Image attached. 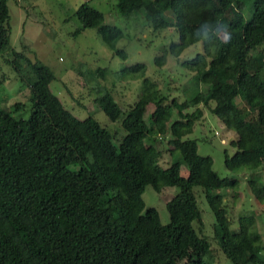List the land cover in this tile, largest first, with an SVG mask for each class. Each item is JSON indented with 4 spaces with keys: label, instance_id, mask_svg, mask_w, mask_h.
<instances>
[{
    "label": "trees",
    "instance_id": "16d2710c",
    "mask_svg": "<svg viewBox=\"0 0 264 264\" xmlns=\"http://www.w3.org/2000/svg\"><path fill=\"white\" fill-rule=\"evenodd\" d=\"M7 2L0 0V54L11 50L13 59L6 61L28 73L31 106L27 118L13 116L22 103L0 106V264H216L194 187L204 193L213 236L226 258L264 264L253 217L239 219L238 231L230 228L221 190L237 186L238 178L219 176L211 156L199 154L196 139L186 137L202 108L183 113L145 77L143 63L126 66L121 74L143 78L140 96L127 108L106 87H94L97 106L124 130L114 143L95 118L80 119L63 106L50 89L55 75L47 65L13 49ZM116 6L124 17L141 12L154 31L170 20L177 39L155 57L158 66L167 55L179 58L197 45V30L211 27L202 51L182 64L193 73L203 107L236 135L230 141L234 152L224 150V166L245 169L252 195L264 203V180L257 174L264 168V0H116ZM74 16L80 23L75 35L93 28L114 55L127 56L116 46L123 30L106 23L89 1ZM220 29L227 39L218 38ZM106 71L98 67L94 74L104 77ZM167 135L169 154L178 151L179 157L163 167L156 142ZM148 185L178 188L165 203L166 224L145 205Z\"/></svg>",
    "mask_w": 264,
    "mask_h": 264
},
{
    "label": "rangeland",
    "instance_id": "374dc122",
    "mask_svg": "<svg viewBox=\"0 0 264 264\" xmlns=\"http://www.w3.org/2000/svg\"><path fill=\"white\" fill-rule=\"evenodd\" d=\"M84 1H89L92 7L102 12L106 23L123 30L124 37L116 46L125 50V58L114 55L93 28H86L79 34H74L80 25L74 12ZM7 4L13 49L24 53L32 61L38 60L47 65L55 75L49 85L50 89L63 106L80 119L88 116L95 118L104 127V136L114 143L117 144L124 130L119 121H111L97 106L94 87L97 84L106 87L122 108H127L140 96L143 78H137L138 73L121 74L119 71L126 66L143 63L145 77L154 81L161 92L169 95L167 103L172 98L175 99L181 105L183 113H191L197 107L202 108V116L186 137L196 139L199 154L211 156L212 167L219 176L238 178L237 186L221 190L231 223L230 228L238 231L239 219L253 217L251 227L261 234L264 256V203L252 195L247 185L249 177L245 169L228 170L224 166V150L229 155L234 152L235 148L231 146L230 141L235 139L236 135L203 107L195 94L196 86L191 82L193 73L182 64L183 60H188L196 52L202 51L201 43L184 50L179 58L167 55L164 65L158 66L155 64V57L161 55L172 40L177 39L169 19L162 24L160 30L154 31L141 12H134L130 17L120 15L116 0H8ZM165 15L171 18L170 11ZM7 59H13L11 50L0 54V106L6 108L16 102L22 103V107L15 110L13 116L27 118L31 106L27 85L28 73L25 70L17 72ZM98 67L107 69L104 77L94 74ZM200 88L204 90L206 87L201 84ZM235 103L238 106L244 104L239 97L235 98ZM153 107L150 104L148 110L151 111ZM176 117L177 110L174 109L172 119ZM170 139L171 136L167 135L156 142V147L161 153L159 162L163 167L179 157L178 151L169 154ZM181 174L185 176L187 170L182 169ZM257 174L264 180V168ZM177 190V187L155 190L148 185L142 194L146 207L156 208L162 224L169 222L165 203ZM194 191L215 263L232 264L219 249L213 236L214 217L204 193L200 187H194Z\"/></svg>",
    "mask_w": 264,
    "mask_h": 264
},
{
    "label": "clouds",
    "instance_id": "9594fccd",
    "mask_svg": "<svg viewBox=\"0 0 264 264\" xmlns=\"http://www.w3.org/2000/svg\"><path fill=\"white\" fill-rule=\"evenodd\" d=\"M202 28H204L205 26L202 25ZM212 31L211 27H208L207 31L201 32L199 29L197 30V35L200 37V40L198 41V43H202L204 40H207L209 38V32ZM216 35L218 36V38L220 40H225L228 38L227 36V32L220 29L216 31Z\"/></svg>",
    "mask_w": 264,
    "mask_h": 264
},
{
    "label": "built area",
    "instance_id": "2783aa9c",
    "mask_svg": "<svg viewBox=\"0 0 264 264\" xmlns=\"http://www.w3.org/2000/svg\"><path fill=\"white\" fill-rule=\"evenodd\" d=\"M216 134H217V132H216ZM221 142H223V140Z\"/></svg>",
    "mask_w": 264,
    "mask_h": 264
}]
</instances>
